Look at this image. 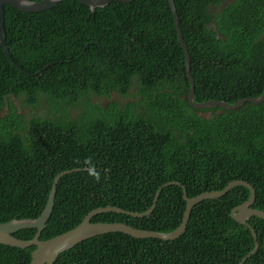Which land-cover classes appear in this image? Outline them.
<instances>
[{"label": "trees", "instance_id": "1", "mask_svg": "<svg viewBox=\"0 0 264 264\" xmlns=\"http://www.w3.org/2000/svg\"><path fill=\"white\" fill-rule=\"evenodd\" d=\"M225 1L174 0L197 102L233 104L264 93V0ZM5 30L15 62L34 75L15 67L0 42V111L10 96L37 106L44 95L57 113L27 120L11 104L0 119V222L39 217L55 176L73 168L82 170L61 177L43 240L71 230L97 207L145 212L169 181L193 197L242 179L256 190L253 207L264 211V101L234 110L191 106L169 0L112 1L95 12L77 0L36 13L6 5ZM133 82L134 102H92L94 95L128 98ZM79 102L83 110L73 118L69 107ZM249 197V188L238 185L197 204L178 239L103 234L62 252L55 264H238L255 243L231 211ZM185 208L183 187L173 184L150 216L108 212L92 222L170 232ZM248 222L259 248L245 264H264V219ZM35 249L0 244V264H30Z\"/></svg>", "mask_w": 264, "mask_h": 264}, {"label": "water", "instance_id": "2", "mask_svg": "<svg viewBox=\"0 0 264 264\" xmlns=\"http://www.w3.org/2000/svg\"><path fill=\"white\" fill-rule=\"evenodd\" d=\"M64 0H0V42L2 47L4 48L7 56L10 61L20 70H23L24 73H28V71L24 70L20 67L14 60L8 46L6 40V30H5V6L10 5L13 6L23 12L28 13H36L42 12L45 10H49L51 8L56 7ZM80 3L89 6L93 12L97 10V8H102L109 5L112 1L118 2H132L134 0H77ZM172 12L174 14L175 25L178 32V37L181 43V46L185 50L186 54V64H187V74L190 80V91L188 94V101L192 107L196 109H211L214 107H220L225 110H234L244 106L246 103L259 104L264 101V93L260 96H252L246 97L238 100L237 102L230 104L224 100L211 99L208 101L197 102L195 100V79L191 73V65H190V53L187 44L185 43L179 22V16L176 10V6L174 0H169ZM52 63L46 65L43 69H41L38 73H41L43 70L47 69ZM34 75L32 73H28ZM89 168L86 167L85 170ZM82 168H73L59 172L53 181L48 200L42 211L41 215L37 218H14L7 222H0V244L9 245L18 248H28L31 246H36V249L32 252V258L30 264H55L57 257L62 252L69 250L81 242L88 240L90 238L108 234L121 232L127 235H130L134 238L144 239V238H157L161 240H175L180 238L187 230L188 223L191 218L192 211L194 207L205 201V200H214L220 197L225 196L233 187L238 185H244L250 190V197L243 202L242 204L234 207L231 211V216L237 222L246 225L250 228L252 235L254 237V248L247 253L242 260L238 264H245L247 260L255 255L259 248L258 242V233L255 228L248 222L253 216H258L264 219V211L258 208L253 207L254 202L256 201V190L254 186L245 180L235 179L230 181L223 189L220 190H212L205 191L196 196L189 197L187 194V189L184 185H182L178 181H169L164 183L157 190L152 206L148 208L145 212H135L128 211L118 206L108 205L106 207H97L91 210L85 218L82 220L80 224L68 230L64 233L56 235L50 239L43 240L41 239L42 232L47 227V223L50 220L56 202V194L58 183L61 177L71 174L73 172H79ZM178 184L183 187V196L186 201V208L184 211L183 219L178 228L170 232H160L156 230H145L138 229L127 223L123 222H92V218L99 214L108 213V212H116L121 214H127L132 217L144 218L146 216H150L157 207V203L160 197L162 190L170 185ZM27 228H35L37 229L36 235L32 239H22L16 237L14 234L20 230Z\"/></svg>", "mask_w": 264, "mask_h": 264}, {"label": "rangeland", "instance_id": "3", "mask_svg": "<svg viewBox=\"0 0 264 264\" xmlns=\"http://www.w3.org/2000/svg\"><path fill=\"white\" fill-rule=\"evenodd\" d=\"M232 0H226L225 3H230ZM215 13H218L220 9H214ZM137 82H133L131 90L129 94L134 93L137 87ZM117 97V96H115ZM92 102L99 104L100 107L104 108L107 106V104L110 102V100H107L105 97H102L98 99L96 96L92 97ZM130 102L129 98L124 99V103ZM11 104L14 105L16 110L23 114L27 120L33 118V117H49L51 115H56V110L54 109L53 105L50 103V101L45 97L44 95L41 96L39 104L37 106H33L26 102L25 96L22 95L20 97L10 96L6 101V106L3 108L2 111H0V119L4 118L11 110ZM69 110L73 116V118H76L80 115V113L83 110V104L82 102L78 103V107H69ZM211 111H203L202 114L204 116L209 117L211 115Z\"/></svg>", "mask_w": 264, "mask_h": 264}, {"label": "flooded vegetation", "instance_id": "4", "mask_svg": "<svg viewBox=\"0 0 264 264\" xmlns=\"http://www.w3.org/2000/svg\"><path fill=\"white\" fill-rule=\"evenodd\" d=\"M132 95H133V94H132ZM115 96H117V97H115ZM114 99H117V100L120 101L121 103H124V99H123L122 97H120V96H119L118 94H116V93L112 94V95L110 96V98H108L107 100H110V102H111V101L114 100ZM129 100H133V98L130 97ZM110 102H109V103H110ZM109 103H108V104H109ZM108 104H107V105H108ZM211 115H212V113H211ZM211 115H210V116H211Z\"/></svg>", "mask_w": 264, "mask_h": 264}, {"label": "clouds", "instance_id": "5", "mask_svg": "<svg viewBox=\"0 0 264 264\" xmlns=\"http://www.w3.org/2000/svg\"><path fill=\"white\" fill-rule=\"evenodd\" d=\"M138 93V91H136L135 90V92L134 93H131V94H129L130 96L128 97V98H130V97H132L133 98V100H130V102H134L135 101V95ZM133 94V95H132ZM94 96H96V95H94ZM97 97V96H96ZM98 99H100V97H97ZM102 98V97H101ZM106 99H108L107 97H105ZM130 102H127V103H130ZM126 104V103H125ZM140 107V106H139ZM93 175L95 176V178L98 180L99 179V175L98 174H95V173H93Z\"/></svg>", "mask_w": 264, "mask_h": 264}]
</instances>
